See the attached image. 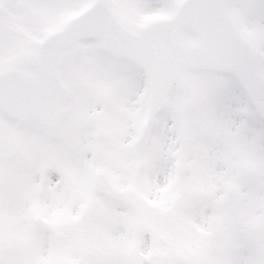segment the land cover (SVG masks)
Segmentation results:
<instances>
[{
	"label": "snow or ice",
	"instance_id": "obj_1",
	"mask_svg": "<svg viewBox=\"0 0 264 264\" xmlns=\"http://www.w3.org/2000/svg\"><path fill=\"white\" fill-rule=\"evenodd\" d=\"M0 264H264V0H0Z\"/></svg>",
	"mask_w": 264,
	"mask_h": 264
}]
</instances>
